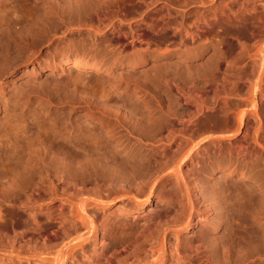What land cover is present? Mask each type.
Here are the masks:
<instances>
[{
  "label": "bare ground",
  "instance_id": "6f19581e",
  "mask_svg": "<svg viewBox=\"0 0 264 264\" xmlns=\"http://www.w3.org/2000/svg\"><path fill=\"white\" fill-rule=\"evenodd\" d=\"M161 1L163 0H152L151 2L154 5ZM173 1L174 0L171 2ZM189 1L191 2H188V0L185 2L194 3L196 8H202L203 13L208 14L204 15L202 13L204 15H202L204 23L200 26L197 25L199 20L193 21L195 24H192L196 26V28L194 26L195 29L193 28V25L185 23L187 19L185 15L182 17V20L180 19L181 21L178 24V27L176 26L177 28H175L176 34L174 37H177V40L179 39L178 42L181 47H186V49H184L186 50L185 54L188 53V56H192L194 51V55L196 54V50H194L195 48H190V45L195 43L194 37L197 36L199 38L200 34H205L208 33V31H211V27L215 28V23L217 25L218 16L216 13H210L211 16H209V12L214 6L219 5L214 3L216 0ZM205 1H208L209 3H205ZM45 2L54 3L63 10L60 13V21L62 24H68L67 21H75L77 24H80L88 19L90 22H96L103 26V29H101L102 27H98L99 29H94L90 28L92 23L90 26L87 25L90 29L88 27L86 28L89 29L90 33L101 35L107 30H111L113 28L114 33L118 31L116 33L119 39L122 38L120 40L125 39L129 41L131 46L140 42L138 33H141V31H143L144 28H146L152 22V20L155 19H153V17H155L154 15L156 13L160 14L163 11L160 9L162 7H158L160 10H156L155 14L153 13V17L151 15V17L149 16V18L146 19V12L148 11V9L145 10L148 8L147 0H45ZM148 2L150 3V0ZM225 4L227 5V3L224 2L223 5L220 4V6H225ZM188 5L190 7V4ZM182 6H179V8ZM126 7H128V10L124 11ZM173 8H175V6ZM194 12L193 14H195ZM211 12L215 11L212 10ZM165 13L168 19V17H170L168 16L170 15L169 10ZM182 14H184V10ZM134 15H138L139 18H136L135 20ZM163 15L161 17L164 18ZM132 16L133 19L131 18ZM127 18L129 19L127 20ZM115 21L119 23L117 27L114 25ZM148 21L150 22L149 24ZM224 21L222 22L225 23ZM154 22L155 20L152 23ZM187 22H189V20ZM85 24H87L86 21L84 22V26ZM123 25H127V29L125 31H122ZM173 26H175V24ZM217 26L219 27V25ZM92 27H94V25H92ZM49 29L50 26L42 29V35L40 37V39H43L46 43L50 42L51 39V37H49L51 29ZM189 37H192V40L187 41L186 38ZM89 38H91V35ZM62 39L63 37H58V41H62ZM85 41L82 39V42H80L84 43ZM41 42L43 41H40V44ZM188 45L190 46L189 48ZM132 50L130 51L131 53L124 59L132 69L129 71L127 70V72L124 73L123 71L122 73H117L118 81L126 80V87L124 88L125 91L129 89L128 82L134 81L135 76L141 77L142 75V77H145L143 76L145 73V71L143 73V70L138 71V74H134L133 72V69L143 67L146 63L147 59L143 57L144 52L142 53L140 50L136 51L137 49L135 51ZM10 51L11 47L2 43L0 40V112H2L3 108L2 100L5 96L4 92L7 89V83L4 80L13 75L15 70L20 65L15 61H9ZM32 51L34 52V50ZM36 52L34 55H36ZM254 54L257 55L255 60L260 71L257 70L258 76L257 79L254 80L255 82H252V87H249L250 89H246L241 95L237 96L239 104L237 103L235 107H239L241 110H237L238 108H235L234 111H230L231 109L226 108V110L228 109L227 112H224L223 110L225 115H228L227 113L234 114V118L232 117L233 119H231L228 124L225 123L228 128L222 126V124L224 125L222 122V124L211 122L201 126L203 132L210 130L215 132L223 131V127L225 129H229L231 127L232 129H230V132L228 131L229 133H214L215 135L212 136L210 135L201 139H195V137L190 134L193 133L191 132L192 130H190V127L194 124L193 121H191L194 118L190 119V121H188L189 124L187 123L188 126L186 125V127H184L182 123L179 122V120L170 119L172 116H175V113L172 111L174 113L173 115L169 107L166 109V105L165 108L158 106L162 104H160V100L158 98L157 102L153 101L155 98H153V100L151 97L149 98L152 100V103L154 102L157 106L153 107L152 104L149 105L147 103L149 99L146 98L147 95L144 93L145 89L142 88V77L140 79L136 78L134 82L136 89L133 90L127 101L128 103H132L133 106H131V108H126V106H123L122 104L126 103L124 102V97L126 95L124 90L123 92L120 91V89V92L118 93V88H116L117 91H115L118 93L116 94L118 95L116 96V101H119V103L122 102V107H113L111 104L109 105L105 99L107 106L104 107L105 109H101L103 112L100 113H102V115L104 113L106 116L108 115L112 117V119L120 126V128L127 126V130H130L128 129L129 126L132 133L128 131H126V133H130L132 136L135 133V135H138L139 137V135L144 136L145 133L147 135V131H151V133H149L151 136H146L150 139L149 145L151 146V149L149 151L141 149H136L133 151V149V152L130 154H128L129 152L127 153V157H130V159L133 161L132 164L135 168H137L134 171H137L140 168L142 169L141 172L144 175L147 174L149 179L153 177L155 180L151 179L153 181L149 180L147 184L144 183L148 187L146 191L143 190L136 195H131L130 198L128 197V201L125 203V206L121 208V210L122 213L124 212V214L127 215L134 214L136 209L144 212L145 208L151 204V198L155 196L159 200V204H165L167 207L163 208L161 214L153 216V218L148 217V219H145V223L142 226L137 227L134 225L135 223L132 222L133 219L130 221L132 223H130L128 218L120 219V217L115 218L114 220L112 219L113 221H111V219L108 217L99 218L98 216L95 217V215L93 217L87 215V209L95 210L96 208H105L106 206L115 203V200L113 199H109V201H104L102 199H87L85 201L84 199L85 202L83 200L79 202L78 200L72 204L73 207L69 211V214L67 213L68 215H62V209L58 208L60 215L57 218H54L55 216H51L52 218L47 216L44 217V213L34 211L33 209L41 205V201L38 202L36 198L40 199L47 197L48 195L45 196V193L47 192L45 188H47V185H49L51 188L55 184H52V177L58 179L60 174L64 176V174L69 172V175L70 171L75 170L77 173H90L91 171L98 175L103 173L106 174V172L110 174L111 172L112 175H109L112 177L111 179H115L117 181L124 180L127 178V176L124 174L125 170H127L125 165L131 164V161L130 163L126 162L124 164L121 160H118L119 158L113 156V154L116 152L115 148L114 150L112 148L109 150V147L106 146L104 139L102 140V138H100L104 142L103 143L101 140H99L98 136L97 138L93 139L90 138L91 136H87V138L83 139L84 136L81 137V130H89L91 131V135L93 134L92 132L94 130L89 129V127L87 129L85 127L87 129L86 130L83 126V129H81V126L77 127V124H74L69 120L65 122L63 121V123H55L54 125L52 123V126H54L53 131L55 132V137L51 142H49L50 140L47 142L38 137L35 139H33V137L32 139L29 137L27 150L30 153V158L26 160L22 168L18 170L16 168L17 163L13 162V164L9 165L8 169H0V264H179L181 261H185L184 259L187 255L183 254V251L185 250L181 251L182 247L180 249L179 245H172L170 243L171 241L168 240V236L171 233L174 234V232H178L184 226L187 228L186 232H188V229H192L193 226L197 224L199 212L206 213L205 210L208 211L207 213L215 212V214H213L214 218L208 220L206 223L208 226L206 231H211L205 235H202V238L199 239L200 244L198 249L199 247H204L205 244H218L219 241L224 237H216L212 232H217L219 228L225 229V233L222 231L224 234L221 232L226 236L225 247L227 244L231 245L237 240L239 244H242L245 241H252L255 244H259V246L264 249V217L258 218L256 213H252L253 208H255L256 203L259 202V197L263 195L262 191L264 190V118L261 116L263 114H261L263 107L261 101L264 99V58L261 55L262 53L257 54L256 52ZM117 56H119V54L113 56L114 58L111 61L109 60L110 66L108 68H106L104 65L103 66L105 68L99 66L100 64L96 65L95 62V64L93 63L94 65H92L91 63L85 61L86 58L83 60L78 56L72 62L76 67L91 68L99 73L113 74L115 73V70L121 68L124 65V60H119ZM251 56H253V54ZM31 57L28 58L31 59ZM28 58L26 60H28ZM157 66L154 64L149 68L148 71H146V73L149 74L147 77L148 81L154 85H158V76L161 78V76L164 77L165 75L171 73L173 76H176L177 74H187L188 76L190 75L191 78L198 73L196 70L192 71L182 67V65L179 64ZM253 66L255 67V65ZM205 67L204 69L201 68L203 72L206 71L207 67ZM208 69L209 67L207 70ZM113 87L116 86L114 85L112 88ZM180 89L175 91H177L176 93H178L185 102H188V99L192 98V102L188 103L191 106V110L188 112V114L192 116H199L205 107H203V102L200 103L201 100L199 101L200 98H198V94L193 91L189 94H184L186 90L183 92V94H181L182 92L180 93ZM139 90L144 94L140 95L141 93ZM220 93L224 95L227 94H225L223 90L218 92L217 89L216 91H213L214 98L221 95ZM122 98L124 100H122ZM194 98L196 104L193 103ZM135 102L137 104H144V107L134 104ZM25 103L29 104L30 101L26 100ZM222 115L223 114L220 116ZM227 120L229 121V119ZM213 121H215V119ZM34 125H36V123ZM107 129L106 131L104 130V133L106 135L110 134L107 137L109 140H112L114 138V131L112 129L110 130V128ZM109 154L111 156H109ZM96 161L99 162L97 163L99 166L93 165ZM138 161L139 163H137ZM188 164L192 166L190 167L191 169L189 168L186 171L183 170ZM215 170H225L229 172L230 175L239 174L240 178L242 179V183H226L224 186L221 185L222 188L219 189H217L219 186L216 188V186L213 185H205L203 180L206 178V174H212ZM155 175H157V177ZM220 176L222 175L217 174L212 178H220ZM222 180H224V177ZM246 181L251 182V185H248L249 183L246 184ZM202 182L204 183L202 184ZM167 183L173 184L171 189L167 191V194H155L158 186L164 187ZM48 190L53 191L52 189ZM54 193H52V195H55ZM111 198H113V196ZM44 201L46 202L45 199ZM37 202L39 204H37ZM180 208L187 210L184 212L182 218L176 217V213ZM202 209H204V211ZM31 210H33V213L30 212L26 214V212ZM41 219H45V221L48 219L49 220L48 223H44V221V224H42L41 221L43 220ZM148 232L150 235L154 233V236L147 238L148 236H146V233ZM202 244H204V246H202ZM146 246L151 247V251L148 252L145 248ZM189 250L191 251V246ZM190 251L187 254L192 253L193 250L191 252ZM141 255H143V257H141ZM208 258L210 259V257ZM209 259H207L205 262H198V259L195 257L191 264H216V262L209 263Z\"/></svg>",
  "mask_w": 264,
  "mask_h": 264
},
{
  "label": "rangeland",
  "instance_id": "374dc122",
  "mask_svg": "<svg viewBox=\"0 0 264 264\" xmlns=\"http://www.w3.org/2000/svg\"><path fill=\"white\" fill-rule=\"evenodd\" d=\"M148 1L149 0H147L148 8L145 9H148V11L146 12V19H148L149 16L151 17V15L153 17L156 10L162 9L163 11L160 14L156 13L157 16L156 14L154 15L155 17H153V19L155 18V24L152 23L154 20H152V24L148 21V24H150L146 28H144L141 33H138L140 42L137 44L135 43L136 46H131V44H129V41L125 39L120 40L122 38L119 39L116 33L118 31L115 30L116 32L114 33L113 28H110L111 30H107L101 35L90 33V28L96 29L98 27H102L101 29H103V26L96 22H90L88 21V19L85 20L87 23L85 24V26V21L80 24H77V22L75 21H67L68 24H62L60 21V13L63 10L54 3H46L45 0H0V40L2 43L11 47L9 61H15L16 63L20 64L13 75L4 80L7 83V89L4 92L5 96L2 100L3 108L2 112H0V169H8L9 165L13 164V162L17 163L16 168L18 170L21 169L26 160L30 158V153L27 150V144L29 142L28 138L31 137L32 139L33 137V139H35L38 137L47 142L48 140H50L49 142H51L55 137V132L53 131L54 126H52V123L54 125L55 123H63V121L65 122L67 120L73 122L74 124H77V127L81 126V129H83V127H86L88 129L89 127V129L94 130L92 132L93 136L90 134L91 131L87 130L86 128L85 129L87 131L81 130L80 132L83 134H81V137L84 136L83 139L87 138V136H91L90 138L92 139L97 138L98 136L99 140H101L100 138H102V140L104 139V142L106 146L109 147V150L111 148L114 150L115 148L116 152L113 154V156L119 158L118 160H121L124 164L126 162L130 163L131 161V164L125 165V168L127 170H125L124 174L125 176H127V178L124 180L117 181L115 179H111L112 177L109 176L112 175L111 172L110 174L106 172V174L103 173L104 175H98L96 173L94 174L91 171L90 173H77V171L75 170L70 171L71 175H68L69 172L64 174V176L60 174L62 176L59 175L60 177L58 176V179L52 177V184L55 183V187L53 185V187L50 188L49 185H47V188H45L47 191L45 193V196H48L40 199L36 198L38 202L41 201V205L33 209L36 212L39 211L41 213H44V217H59L60 212L58 208L62 209V215H66L67 213L69 214V211L73 207L72 204H74V202H77L78 200L80 202L82 200L84 201V199L85 201L87 199H102L104 201L113 199L115 200V203L106 206L105 208H96L95 210L87 209V215L92 217L95 215V217L98 216L99 218L108 217L109 219H111V221H113L115 218L120 217V219L128 218L129 222L133 219L132 222L135 223L134 225L139 227L144 225L145 219H148V217L153 218V216L161 214L163 208L167 207L165 206V204H159V200L155 196L151 198V204L145 208L144 212L136 209L134 214L127 215L124 214V212L122 213L121 210V208L125 206V203L128 201V197L130 198L131 195H136L140 191H146V189L148 188L146 184L149 182V180H155V178L153 177L149 179L147 177V174L144 175L141 172L142 169L140 168V171L139 169L137 171H134L137 168H135L132 164L133 161L130 159V157H127L128 152V154H130L136 149L146 151H149L151 149V146L149 145L150 139L146 137L151 136L149 134L151 133V131H147V135L145 133L144 136L139 135L138 137V135H135V133L132 136L130 135V133H126V131L131 132V128L129 126L128 129L130 130H127V126H124L125 128H120V126L112 119V117L108 115L106 116L104 113L103 115L102 113H100L103 112L101 109H105L104 107L107 106V103H109V105L111 104V106L113 107H122V102L119 103V101H116V96H118L116 94L124 90V88L126 87V80L118 81L117 76L119 73H122V71L124 73L127 72V70L129 71L132 69L126 63V60H124L127 55L131 53L130 51L132 49V51H135L137 49L136 51L140 50L142 51V53L144 52L143 57L147 59L146 63L143 67L133 69V72L134 74H138V71L143 70V73L145 71L143 75L145 77H142V75V78L140 76H135L134 81L128 82L129 89L126 91L124 90L126 93L124 97L125 100L122 98V100L126 102L122 103L123 106L125 105L126 108H131V106H133L132 103H128L127 101L133 90L136 89V86L134 84L136 78H141V80H143V82L141 81L143 84L142 88L145 89V92L143 91V89L142 91L146 93V98L149 99L151 97L152 100L153 98H155L153 100L154 102H157L158 98L160 100V104L162 103L158 106H162L165 108L166 105V109L169 107L170 111H173L175 113L176 117L172 116L170 119L179 120V122H181L182 125L186 127V125L188 126L189 124L188 121L194 118L191 120L194 123L192 125L194 129L192 128V126L190 127V130H192L191 132H193L190 134L193 135L195 139H201L210 135L212 136L215 135L214 133L222 134L221 132H230V129H232L231 127L229 129L225 128H228L226 124H228L231 119L234 118V114L227 113L228 115H225V113H223V110L224 112H227L228 109H231L230 111H234L235 108H238L237 110H239V107H235L237 103L239 104L237 96L241 95L246 89H250L255 82L254 80L257 79L258 71L260 70L256 65L257 62L255 60V57L257 55L254 53H262L261 55L264 58V0H216L214 3L219 6H214L210 10L209 14L216 13V15L218 16V22H216L219 27L215 23V28L211 27V31L213 32L208 31V33L200 34L199 38L197 36L194 37L195 43L190 45L191 47L188 45V48H195L194 50H196L197 55H194L195 51L193 50L194 53L192 56H188V53L185 54L186 50L184 49H186V47H181L178 42L179 39L177 40V37H174L176 34L175 28L178 27V24L180 23L184 15L187 17L185 21L186 24L193 25V21L199 20V23H197V25L200 26L204 23L202 17L207 13H203L202 8H196L194 3L185 2L187 0H174L173 2H171L172 0H170V2L169 0H163L154 5L151 2L152 0H150V3ZM188 2L191 1L188 0ZM207 2L208 1H205V3ZM224 2L227 3V5L225 4V6H222ZM175 4H178L177 7ZM188 4H190V7ZM220 4L222 5L220 6ZM174 6L175 8H173ZM179 6L182 7L179 8ZM158 7L162 8L159 9ZM180 9L184 10V14H182L183 10L181 11ZM127 10L128 7L124 9V11ZM164 10L165 12L169 10V13L173 11L174 12L170 13V15H168L170 17H168L167 19V15ZM212 10H214L215 12H211ZM221 11L223 14L221 13ZM193 12L195 14H193ZM211 14L209 16H211ZM162 15L164 16V18L161 17ZM129 18H127V20ZM131 18L133 19V16ZM134 18L136 20V18L139 17L138 15H134ZM188 20L189 22H187ZM221 20L225 23H223ZM90 24L91 27L89 28L88 26H90ZM174 24L175 26H173ZM92 25H94V27H92ZM114 25L115 27H117L119 23L115 21ZM47 26H50L51 29H49V37H51V43H46L43 39H40L42 35V29ZM194 26L195 25H193V28ZM86 27H88L89 29H87ZM122 28V31H125L127 29V25H123ZM60 33L63 35H61ZM52 34L57 38L53 37ZM90 35L91 38H89ZM58 37H63L62 41H58ZM82 39L86 41L84 43H81ZM186 39L187 41H190L192 40V37ZM39 40L43 42H41L40 44ZM258 49L261 50L259 51ZM32 50H34V52ZM35 52L36 55H34ZM114 53L115 55L119 54L120 57L117 56L119 60H124H122L124 62V65L121 68L115 70V73H113L114 75L112 73H99L91 68L76 67L72 62L78 56L83 60H85L86 58L85 61L91 63L92 65L96 63V65L100 64L99 66H105L106 68H108L110 66V61L114 58L113 56H115ZM177 53H179L180 55ZM252 54L253 56H255H251ZM28 57H31V59H29ZM27 58L28 60H26ZM106 61L109 62L107 63ZM154 64L156 66L179 64L182 65V67L190 69L192 71H198V75H194L195 77L192 75L193 77L190 78V75L188 76L187 74H181V77V75L177 74L176 76H173L171 73H169V76L163 75L164 77L161 76V78L160 76H158V85H154L148 81L147 77L149 74L146 73V71H148L149 68ZM253 65H255V67ZM205 66L207 68L209 67L210 70H207ZM204 67L206 68V71L203 72L201 68L204 69ZM188 78H190L191 80ZM114 85L116 87L112 88V86ZM116 88H118V91L116 90ZM178 89H180V93L182 92L181 94H183L185 90L186 91L184 94H189L192 91L196 92V94H198V98H200L199 101L201 100L200 103L203 102V107L206 108H203L205 111L203 110L199 116L189 115L188 112L191 110V106L188 103L192 102V98L188 99V102H185L184 99L179 96L178 93H176L177 91L175 90ZM217 89L218 92H221L223 90L224 93L227 94L224 95L220 93L221 95L217 96L218 98H214L213 91H216ZM115 91H117L118 93ZM142 91H140V95L144 94ZM111 93L113 94V96ZM110 96L112 100L110 99ZM211 97L214 99H212ZM105 99L107 100V103ZM151 99H149L147 103L149 105L152 104L153 107L157 106L154 102V104L152 103ZM26 100H29L30 103L26 104ZM195 102L196 101L194 98L193 103ZM261 103L263 104V110L264 99L263 101H261ZM134 104L137 103L135 102ZM137 105H139L140 107H144V104L139 103ZM226 108L228 109L226 110ZM262 110L261 114H263L261 116L262 118H264V110L263 112ZM219 111L221 112V114H223L222 116H220L221 114ZM224 115L226 118L224 117ZM214 119L215 121H213ZM227 119H229V121ZM211 122L218 124L224 123V125L222 124V126H225V128H222L223 131L215 132L210 130L203 132L201 126L203 124H208ZM35 123L36 125H34ZM107 128H110V130L112 129L114 131V138L112 140H109V138L107 137L110 134L106 135L104 133ZM100 130L102 133L100 132ZM95 132H97L98 134ZM100 133V136L102 137L99 136ZM140 139L142 140V142ZM109 156L111 155L109 154ZM97 163L99 162L96 161L93 165L99 166V164ZM137 163H139V161ZM190 167L192 166L188 164L184 167L183 170L186 171ZM217 174L222 175L224 177V180H222V176H220V178H212ZM228 174L229 172L225 170H215L212 174H206V178L203 180L205 183L202 182V184H209V186L213 185L216 186V188L219 186L217 188L219 189L222 188V186L226 185V183H242V179L240 178L239 174ZM155 176L157 177V175ZM245 183H249L248 185H251V182L249 181H246ZM172 186L173 184L168 183L164 187L158 186L155 194H167V191H169ZM48 189H52L55 193ZM48 192H52L55 195H52V193L50 194ZM262 192L263 195L259 197V202L256 203L255 208H253L252 210V213H256L258 218L264 217V190ZM112 196L113 198H111ZM44 199L46 200V202L44 201ZM38 202L37 204H39ZM33 210L26 212V214L30 212L33 213ZM202 210L204 211V209ZM202 210L200 211L203 212ZM186 211V209L180 208L178 211L179 213H176V217L182 218L184 212ZM205 212L206 213L199 212V219L197 221V224L193 226L192 229H188V232H186L187 228L184 226L181 228V230H179L180 232H174V234L171 233L168 236V240L171 241L170 243L174 246L179 245L180 249L182 247L181 251L185 250L183 251V254L187 255L184 259L185 261H181L179 264H191V262L194 261L195 257L198 259V262H205L207 259H209L208 257H210L209 263L216 262V264H264V249L260 247L259 244H255L252 241H245L242 244H239V242L236 240L233 244H227V246L225 247L226 236L223 235L225 233V229L222 228H219V230L215 233L212 232L216 237H224L219 241L218 244H205V246L204 244H202V246L204 247H199L198 249V246L200 244L199 239L202 238V235H205L209 233V231H211H206V229H208L206 223L208 222V220L213 219V214H215V212L207 213L208 211L206 210ZM41 220H43L41 221V223L44 224L48 223L49 219L46 221L45 219ZM149 235V232L146 233V236H148L147 238H151L152 236H154V233L150 236ZM190 246L191 251H193L192 253L187 254L190 251ZM145 248L148 252L151 251V247L146 246ZM194 251L196 255L194 254ZM199 256H201L202 258ZM141 257H143V255H141Z\"/></svg>",
  "mask_w": 264,
  "mask_h": 264
}]
</instances>
